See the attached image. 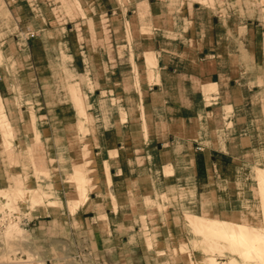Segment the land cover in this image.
Returning <instances> with one entry per match:
<instances>
[{
  "label": "crops",
  "instance_id": "crops-1",
  "mask_svg": "<svg viewBox=\"0 0 264 264\" xmlns=\"http://www.w3.org/2000/svg\"><path fill=\"white\" fill-rule=\"evenodd\" d=\"M206 1L118 0L115 8L123 12L115 17L114 10L104 8L97 19L100 31L84 5V15L77 9L79 49L70 56L81 66L78 70L73 65L74 70L92 86L87 99L99 95L88 102L86 122H106L86 133L96 137L91 138L92 148L101 156L98 189L88 192L87 202L94 208L80 206L67 216L80 212L85 215L80 219L97 224L88 243L95 253L108 254L110 264H115L110 261L117 252L118 264H145L137 256L140 248L151 254L145 231L154 238V249L180 246L189 228L187 213L228 220L224 217L236 212L247 216L248 223H240L255 226L262 221L258 208L239 207L236 192L223 194L211 184H234L239 170L255 163L249 153L256 151L254 92L264 87V0ZM113 24H119L120 33ZM152 50L153 80L145 58ZM0 94L13 133L26 136L30 111L18 113L11 105L15 102L2 74ZM100 103L108 104L110 112L95 114ZM32 112L35 123L52 118L48 111ZM44 130H38L40 135L57 140V131ZM8 157L0 137V188L13 185L16 174L24 173L19 165L15 172ZM104 161L113 183L105 178ZM44 227L37 219L30 229L41 233ZM100 228L104 234L95 238ZM166 262L176 264L175 256L167 255Z\"/></svg>",
  "mask_w": 264,
  "mask_h": 264
},
{
  "label": "rangeland",
  "instance_id": "rangeland-1",
  "mask_svg": "<svg viewBox=\"0 0 264 264\" xmlns=\"http://www.w3.org/2000/svg\"><path fill=\"white\" fill-rule=\"evenodd\" d=\"M117 1L0 0V74L15 102L11 105L18 107V113L24 111L27 114L29 110L33 117L32 124L27 129L24 127L27 135L23 137L22 134L13 133L5 109L0 110V137L4 149L8 150L9 163L16 165L15 172L20 171L21 166L24 167V173L21 170L20 174H16L17 180L13 185L0 188V216L8 213L12 218L0 230V264H110L108 254L103 255L101 251L95 253L88 243V236L94 234L92 230L97 228V224L93 227L90 222H86L88 220L80 219L85 216L80 212L77 216H67L80 206H83V210L94 208V204L79 196L82 191L88 194L97 190V182L101 177V156L94 153L91 144L96 137L86 133L90 129L93 134L94 129L102 128L106 122L102 119L86 122L88 102L93 98L97 101L99 95L95 93L87 99V90L92 86L84 80L83 75L74 70V66L78 70L81 66L76 57L75 61L72 60L70 53H76L79 49L77 35L81 24L78 23L80 20L77 18V9L84 15L80 5L88 10L87 15L90 12L95 16L98 21L97 31H100L101 25L97 19L104 8L114 10L111 15L115 17H119L120 10L123 12L122 8H115ZM113 26L120 33L117 30L119 24ZM128 31L126 24L127 39ZM147 57L146 52L148 69ZM258 83L262 84L261 79ZM205 90L208 91V88ZM254 95L253 111L256 119L252 142L255 143L256 151L249 154L253 155L255 163L239 170L236 183L211 184V189L216 187L218 191L228 195L236 192L242 209L258 208L262 221L255 226H260L256 229L264 233V191L259 190L261 187L264 189L259 183V179H264V87H257ZM73 107L76 111L86 110L83 120L87 131L80 129L77 119L74 121ZM33 108L38 112L48 111L52 118L34 123ZM95 108V114L101 111L109 113L111 110L105 103L95 104ZM61 113L64 119L54 118ZM26 122L27 120L25 124ZM18 124L17 127H20ZM45 128L47 130L43 132L48 133L49 129L57 131V140L55 136L40 135V131ZM73 150L78 151L75 158H72ZM76 161L79 163H75ZM18 165L21 168H17ZM146 205H152V202L146 201ZM226 207L229 209L228 205ZM190 214L192 213L185 215L189 228H186L185 237L179 240L180 246L169 251L157 247L154 249L150 242L154 238L145 231L151 254L140 248L137 256L145 264H169L166 262L167 255L175 256L176 264H206L212 258L226 264H264V255L260 258L251 256L254 248H247L245 257H242L238 250L242 246L214 237L203 230L197 231L192 217L205 216ZM224 218L251 226L250 223H240L247 222V216H240L236 212L229 213ZM37 219L45 224L41 233L30 229ZM142 222L144 224L143 218ZM95 233V238L104 234L101 228L100 233ZM118 257L117 252L110 262L118 264Z\"/></svg>",
  "mask_w": 264,
  "mask_h": 264
},
{
  "label": "bare ground",
  "instance_id": "bare-ground-1",
  "mask_svg": "<svg viewBox=\"0 0 264 264\" xmlns=\"http://www.w3.org/2000/svg\"><path fill=\"white\" fill-rule=\"evenodd\" d=\"M91 20V19H90ZM91 23V22H90ZM130 25V24H129ZM131 27V26H130ZM129 30V28H128ZM154 35V33H153ZM128 39L130 41V34L128 31ZM132 37V36H131ZM264 50V47H263ZM148 57H147V63H148V76L149 79L153 78L154 75V71H153V66L155 65V57L153 54V50L152 52L149 51L147 52ZM153 80V79H152ZM151 82V81H150ZM153 84V83H152ZM209 88V83H207L205 89ZM208 96V95H207ZM1 108H4L3 105V101H2V97L0 96V110ZM29 109V108H28ZM1 112V111H0ZM5 112V111H4ZM1 114V113H0ZM86 114V110L85 109H81V110H77L76 111V116H77V123L80 126V129L82 131H87L88 128L86 127V123L83 120V116ZM34 115V114H33ZM124 113L121 114V117L124 118ZM4 116V115H3ZM2 116V117H3ZM6 117V116H5ZM4 118V117H3ZM31 115L28 113L27 116V124L24 123V127H29L31 121H32ZM35 118V117H34ZM6 119V118H5ZM4 119V120H5ZM3 121V120H2ZM35 121V120H34ZM8 122V121H7ZM35 123V122H34ZM9 124V123H8ZM32 124V123H31ZM7 125V124H4ZM73 127V126H72ZM4 128V127H3ZM1 128V129H3ZM9 128V127H8ZM74 128V127H73ZM79 129V128H78ZM79 129V132H80ZM31 130V129H30ZM7 131V130H6ZM4 132V131H3ZM2 132V133H3ZM29 133V132H28ZM81 133V132H80ZM98 137V136H97ZM9 142V141H8ZM11 142V141H10ZM112 151V150H110ZM73 157L75 158L78 155V151L73 150ZM109 154V153H108ZM80 155V154H79ZM80 157V156H79ZM111 158V157H110ZM76 159H80V158H76ZM73 160V159H72ZM103 161V160H102ZM111 162V160H110ZM74 163V162H73ZM75 163H79L78 161H76ZM77 166V165H76ZM108 165L107 162L104 161L103 162V172L105 175V178L107 180L108 183H113L110 182V174H109V169H108ZM80 170L82 171L81 167H79ZM78 168V169H79ZM77 169V168H76ZM79 170V171H80ZM260 169H258L259 172ZM73 173V172H72ZM76 173V172H74ZM263 173V172H260ZM258 174V173H257ZM78 175V174H76ZM80 175V174H79ZM83 175V174H82ZM81 175V176H82ZM74 176V175H73ZM77 177V176H76ZM74 178V177H73ZM74 180V179H73ZM76 180V179H75ZM258 182V181H257ZM259 183L261 186H264V179H259ZM82 184V183H81ZM81 186V185H80ZM81 188V187H80ZM82 189V188H81ZM108 189V188H107ZM259 190L264 191L263 187H261ZM77 191V190H76ZM5 192V191H4ZM7 192V191H6ZM260 192V191H259ZM79 193V192H78ZM81 193V194H80ZM79 193V196H81L82 198H85V200L88 201L89 195L85 192L82 191ZM7 194V193H6ZM263 196V195H262ZM263 198V197H262ZM114 199V198H113ZM80 202V201H79ZM113 204V203H112ZM100 215V214H99ZM189 215V214H188ZM192 214H190L191 216ZM192 223L194 228L198 231V230H203L208 234H212V236L214 235V237H220V238H224L225 240H229L230 243L236 244V245H240L242 246L241 249L239 250V256L245 257L244 253H246L247 248H254V251L252 252V257L253 258H260L262 257V255H264V233L259 232L256 227L254 228L252 225L251 226H246V225H242L239 224L235 221H229V220H221V219H215V218H211V217H200V218H196V217H192ZM191 225V224H190ZM192 226V225H191ZM264 230V228H263ZM262 230V231H263ZM217 239V238H216ZM220 240V239H219ZM221 243V242H220ZM222 244V243H221ZM219 246V245H217ZM235 247V246H234ZM238 248V247H237ZM238 253V252H237ZM241 257V258H242ZM251 259V258H250ZM249 259V260H250ZM210 263H206V264H226V262L224 261H219L216 258H212L210 259ZM253 260V259H251ZM205 264V263H202Z\"/></svg>",
  "mask_w": 264,
  "mask_h": 264
},
{
  "label": "built area",
  "instance_id": "built-area-1",
  "mask_svg": "<svg viewBox=\"0 0 264 264\" xmlns=\"http://www.w3.org/2000/svg\"><path fill=\"white\" fill-rule=\"evenodd\" d=\"M11 219L12 218L8 215V213H5L3 216H0V230H2L5 227V224Z\"/></svg>",
  "mask_w": 264,
  "mask_h": 264
}]
</instances>
